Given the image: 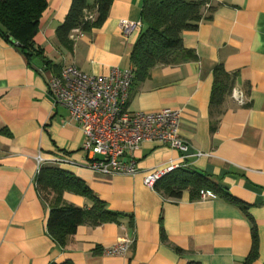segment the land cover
<instances>
[{"label":"crops","instance_id":"0c3cea01","mask_svg":"<svg viewBox=\"0 0 264 264\" xmlns=\"http://www.w3.org/2000/svg\"><path fill=\"white\" fill-rule=\"evenodd\" d=\"M142 1L114 0L103 25L90 33L73 30V48L66 50L55 29L71 0H47L33 43L52 65L36 66L0 35V264H241L251 247V220L258 246L252 264H264V0H212L211 14L182 33L183 47L196 58L157 65L132 82L131 110L180 111L184 152L144 141L134 154L133 175L101 174L81 164L84 135L54 102L47 78L67 64L88 74L131 68L132 46L143 29ZM122 19L135 24L129 34L120 30ZM219 64L236 73L233 89L244 92V103L230 94L211 105ZM37 154L66 157L71 163L59 166L84 180L110 210L131 215V225L127 217L119 224L81 225L61 248L46 232L49 207L34 182ZM171 164L202 171L244 202L246 212L214 194L191 200L184 191L174 200L144 185L146 172ZM63 198L91 206L74 193ZM120 238L130 240V249L106 253Z\"/></svg>","mask_w":264,"mask_h":264},{"label":"trees","instance_id":"16d2710c","mask_svg":"<svg viewBox=\"0 0 264 264\" xmlns=\"http://www.w3.org/2000/svg\"><path fill=\"white\" fill-rule=\"evenodd\" d=\"M114 0H71L70 7L63 20L55 29L57 43L71 50L73 30L90 33L100 28L106 21ZM47 8V0H0V35L19 46L21 52L32 62L34 58L45 66L52 65L35 48L33 37L38 31L39 19ZM214 6L212 0H143L141 5L140 31L132 46L130 61L133 81H142L150 69L157 65H170L184 59H195L193 50L185 49L182 33L194 30L207 18ZM236 73H229L219 64L213 71L211 105L221 104L230 95ZM35 186L41 200L49 207L46 224L48 236L61 248L73 236L78 227H95L104 223L119 224L123 218L132 223V216L110 210L106 203L93 192L87 183L73 172L50 162L40 166L35 175ZM161 196L177 200L184 191L191 200L200 197V190H206L215 196L232 203L244 212L247 205L230 193L220 188L202 171L195 168L176 167L153 186ZM66 192L85 197L91 202L90 207H78L67 203L63 196ZM251 247L241 264H252L258 257L257 234L251 220ZM179 251V249H177ZM101 252L99 248L95 250ZM73 264L69 259L61 263ZM187 264H199L189 261Z\"/></svg>","mask_w":264,"mask_h":264},{"label":"built area","instance_id":"2783aa9c","mask_svg":"<svg viewBox=\"0 0 264 264\" xmlns=\"http://www.w3.org/2000/svg\"><path fill=\"white\" fill-rule=\"evenodd\" d=\"M134 26L126 19L119 22L123 34H129ZM132 78V67H112L106 74H88L74 64L64 65L57 75L47 78L48 90L54 102L67 109L70 120L79 126L84 135L81 164L94 172L107 175L137 173L134 154L144 141H156L183 152L187 149L178 133L179 110L162 108L144 112L129 108ZM230 94L236 102L244 103L243 91L232 89ZM197 155L203 153L198 152ZM35 161L37 170L47 162L71 163L63 156L47 159L41 154H37ZM175 168L171 164L146 172L144 185L153 188L159 179ZM199 194L201 198H206L212 193L200 190ZM129 249L130 240L120 238L105 252L124 254Z\"/></svg>","mask_w":264,"mask_h":264},{"label":"water","instance_id":"95a60500","mask_svg":"<svg viewBox=\"0 0 264 264\" xmlns=\"http://www.w3.org/2000/svg\"><path fill=\"white\" fill-rule=\"evenodd\" d=\"M32 62H33V64H35L36 66H38V67H42V62H41L39 59L34 58V59L32 60Z\"/></svg>","mask_w":264,"mask_h":264}]
</instances>
